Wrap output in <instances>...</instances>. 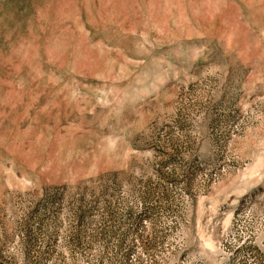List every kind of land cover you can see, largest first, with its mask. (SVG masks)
Here are the masks:
<instances>
[{
  "label": "rangeland",
  "instance_id": "obj_1",
  "mask_svg": "<svg viewBox=\"0 0 264 264\" xmlns=\"http://www.w3.org/2000/svg\"><path fill=\"white\" fill-rule=\"evenodd\" d=\"M0 264H264V0H0Z\"/></svg>",
  "mask_w": 264,
  "mask_h": 264
}]
</instances>
